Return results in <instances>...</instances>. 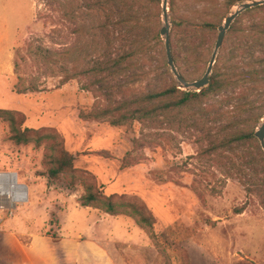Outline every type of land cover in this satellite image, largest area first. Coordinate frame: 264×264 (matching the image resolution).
<instances>
[{
    "label": "rangeland",
    "instance_id": "1",
    "mask_svg": "<svg viewBox=\"0 0 264 264\" xmlns=\"http://www.w3.org/2000/svg\"><path fill=\"white\" fill-rule=\"evenodd\" d=\"M222 2L178 0L177 16L219 24L240 4L225 12ZM168 7L171 22L176 14ZM84 9L85 0H0V108L17 113L15 123L0 116V171L16 173L29 194L0 210V264H24L19 246L30 242L28 232L60 241L66 220L68 235L84 240L75 254L89 248L106 255L93 250L105 241L111 264H182L187 256L191 264H264V157L258 142L235 139L253 114L264 115V84L235 82L190 106L117 126L111 118L120 110L92 117L180 82L165 41L155 45L145 22L134 32L145 43L143 56L131 68L105 79L83 74L104 52L89 48ZM253 22L264 23V8L241 13L214 68L233 74L242 67L245 28ZM218 34L200 36L194 52L172 46L188 81L207 71ZM76 70L82 72L65 81ZM14 127L29 128L30 141L18 142ZM58 142L75 154V170L53 180L48 170ZM90 186L117 202L145 204L154 217L151 231L129 213L104 218L100 205L82 206ZM51 245L38 244L39 264H75L64 259L61 243Z\"/></svg>",
    "mask_w": 264,
    "mask_h": 264
},
{
    "label": "trees",
    "instance_id": "2",
    "mask_svg": "<svg viewBox=\"0 0 264 264\" xmlns=\"http://www.w3.org/2000/svg\"><path fill=\"white\" fill-rule=\"evenodd\" d=\"M191 1L194 3L200 0H184L187 4ZM244 1L245 0H223L221 9L228 12L235 5L238 3L241 4ZM169 2L170 10L176 14L171 21L172 46L176 43V46L185 48L190 52L196 50V46L199 45L197 40L200 36L212 30H219V26L224 20L216 24L211 21L196 20L190 17L189 14L177 16L179 9L178 0H169ZM162 4L163 0H85V9L83 13L88 22V30L92 36L89 42V48L92 52H95L98 50V47H100L104 52L101 53L99 58H93L94 60L91 67L83 70V72L76 70L74 74H68L65 81H69L81 72L83 74H93L105 79V76L123 73L125 70L131 68L136 63L137 58L143 56L144 52L145 43L134 38L138 35L134 32L138 30L142 22L147 23L154 31L153 39L155 45L163 44L165 40L161 35V28L164 25V22H162ZM263 8L264 5H260L246 11L249 13ZM142 9L147 13H142ZM237 23L238 18L229 29L230 32L235 30ZM245 29V36L248 39L245 45V52L248 55L245 57V60H243L242 67L238 68L239 70H236L233 74L227 72L223 73L216 66L211 75L209 85L201 91L182 90L178 85L174 84L161 91L148 92L147 94L139 96L134 101H123L115 108H108L92 115V117H107L111 115L112 112L120 110V115L118 117L111 118V123L117 126L128 123L133 119L145 120L152 118L159 109L168 111L175 108L190 106L197 101L222 92L235 82L238 84H249L250 86L264 84V54L257 55L256 53V48L258 47H263L262 50H264V23L253 22ZM250 38H253V40H249ZM117 39L122 42L119 46H117V42H119ZM173 55L178 70L187 79L179 65V56H177L175 47L173 49ZM102 74L104 75L102 76ZM28 90L29 88L26 89V91ZM133 103H135V105H132ZM145 103L152 104V106L147 108L144 106L146 105ZM0 116L8 117L12 123H15L17 120V113L8 109L0 108ZM263 117L264 115L253 114L245 121L248 124L247 128L241 130L235 139L250 143L258 142L260 153L263 154L264 157V150L258 138L255 136V132ZM14 130L16 131L15 138L18 142L30 141L31 138L27 135L30 131L29 128L18 131L14 127ZM47 136L56 137L55 134ZM228 141L230 142L231 140ZM53 148L56 149L57 156H55L52 161L54 165L49 168L48 175L50 179L54 180L64 171L75 170L74 162L76 157L75 154L66 150L61 142L55 144ZM258 190L261 191L260 189ZM114 198L115 194L103 197L100 192L95 191L94 188L90 186L88 187V191L81 198V205L90 207L97 204L100 205V208H103L106 213L112 215L129 213L135 217L140 225L147 228L148 231H151L154 217L145 204L127 201L117 202ZM151 235L153 237L155 236L153 232H151ZM183 261L182 264H191L188 256L185 257Z\"/></svg>",
    "mask_w": 264,
    "mask_h": 264
},
{
    "label": "water",
    "instance_id": "3",
    "mask_svg": "<svg viewBox=\"0 0 264 264\" xmlns=\"http://www.w3.org/2000/svg\"><path fill=\"white\" fill-rule=\"evenodd\" d=\"M260 5H264V0L245 1L239 4V6L224 19V22L219 26V34H218L217 42L215 44V49L212 54L207 71L200 79H197L194 81H188L180 73L175 63V60H174L172 41H171L172 25L170 22L169 7H168L169 0H163L162 7H163L164 25L161 28V35L165 39V48H166L167 56H168V65L172 73L175 75L177 80L180 82L179 84L180 87H184L187 91H190V90L201 91L203 88L209 85L210 80H211V75L213 73V68H214V65L216 64L218 52L223 45L227 32L229 31V29L231 28V26L233 25V23L236 21V19L241 13H243L244 11L250 8H254ZM255 136L258 138L261 144V147L264 150V117H263L262 124L257 128L255 132Z\"/></svg>",
    "mask_w": 264,
    "mask_h": 264
},
{
    "label": "crops",
    "instance_id": "4",
    "mask_svg": "<svg viewBox=\"0 0 264 264\" xmlns=\"http://www.w3.org/2000/svg\"><path fill=\"white\" fill-rule=\"evenodd\" d=\"M28 185V184H27ZM86 207V206H85ZM108 215L109 217H112L113 219L118 218L116 215H112L109 213H105L104 218H106ZM69 221L66 220V224L63 225V227L65 228L64 232L61 234L60 236V241H53L50 240L48 237H43L40 234L36 235L33 233H29L30 235V242L26 243V244H21L20 247V254L23 257V263L24 264H39L40 262L38 261L43 260L44 259V255L40 252L41 250H39L38 244L40 243V241L46 242L47 245H51L53 246L54 243H61L64 246V249L66 250V254L64 259L67 260L68 262H72L75 261V264H109L113 258L109 252V248L107 249V246H104V242H100V241H96L95 244V248H102L107 250L106 255L104 254H99V253H93L92 250H90L89 248L84 249V251L82 252V250L79 248L78 253L75 254V244H80L81 241H84L82 238V234L79 233L77 235V237L73 238L72 235H68V223ZM26 234V233H25ZM80 237V238H79ZM11 241H15L11 238V236H9ZM89 238V237H88ZM39 242V243H38ZM58 248L55 249L53 247V253H57ZM57 251V252H55ZM52 259V258H51ZM111 264V263H110ZM114 264H118V263H114Z\"/></svg>",
    "mask_w": 264,
    "mask_h": 264
},
{
    "label": "bare ground",
    "instance_id": "5",
    "mask_svg": "<svg viewBox=\"0 0 264 264\" xmlns=\"http://www.w3.org/2000/svg\"><path fill=\"white\" fill-rule=\"evenodd\" d=\"M27 186L22 185L17 180V174H10V183L3 188H0V203L5 204L9 201L18 202L28 199ZM15 204V203H14Z\"/></svg>",
    "mask_w": 264,
    "mask_h": 264
},
{
    "label": "built area",
    "instance_id": "6",
    "mask_svg": "<svg viewBox=\"0 0 264 264\" xmlns=\"http://www.w3.org/2000/svg\"><path fill=\"white\" fill-rule=\"evenodd\" d=\"M10 174H11V172L0 171V188H3L10 183ZM22 185H24V184H22ZM7 208H8V205L6 203L5 204L0 203V210H5Z\"/></svg>",
    "mask_w": 264,
    "mask_h": 264
}]
</instances>
